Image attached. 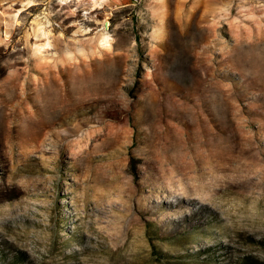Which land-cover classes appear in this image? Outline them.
Returning a JSON list of instances; mask_svg holds the SVG:
<instances>
[{"label": "rangeland", "instance_id": "rangeland-1", "mask_svg": "<svg viewBox=\"0 0 264 264\" xmlns=\"http://www.w3.org/2000/svg\"><path fill=\"white\" fill-rule=\"evenodd\" d=\"M0 264H264V0H0Z\"/></svg>", "mask_w": 264, "mask_h": 264}, {"label": "bare ground", "instance_id": "bare-ground-1", "mask_svg": "<svg viewBox=\"0 0 264 264\" xmlns=\"http://www.w3.org/2000/svg\"><path fill=\"white\" fill-rule=\"evenodd\" d=\"M107 42H108V41H104V43H103L102 45H104V44L106 45ZM107 44H108V43H107Z\"/></svg>", "mask_w": 264, "mask_h": 264}]
</instances>
